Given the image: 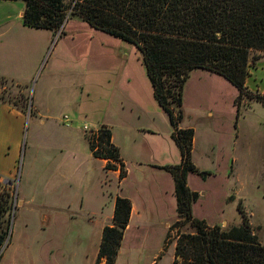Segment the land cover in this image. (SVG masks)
Instances as JSON below:
<instances>
[{"label":"rangeland","instance_id":"obj_1","mask_svg":"<svg viewBox=\"0 0 264 264\" xmlns=\"http://www.w3.org/2000/svg\"><path fill=\"white\" fill-rule=\"evenodd\" d=\"M1 4L23 24V0ZM26 28L11 52L13 68L29 79L47 40L38 70L27 87L0 80V98L26 104L31 115L17 184L11 188L16 208V185L21 189L29 181L33 198L29 214L36 228L27 237L30 251L24 257L29 255L32 264H97L104 227L113 223L115 199L130 195L140 212L125 230L115 264H173L177 235L192 229L181 224L170 232L178 218V199L174 176L164 166L179 165L182 155L170 118L155 97L143 53L76 16L57 32ZM249 69L248 88L264 94V50H251ZM39 96L49 107L43 126L31 114ZM239 96L240 90L222 75L203 68L189 72L179 126L195 131L192 159L200 172L187 177L190 189L198 193L192 215L211 226L231 227L242 222L241 206L264 244V102L246 97L239 103ZM103 126L111 129L120 149L125 180L105 168L106 160L91 155L88 135ZM48 212L58 217L54 234L38 228ZM14 218L15 213L2 254Z\"/></svg>","mask_w":264,"mask_h":264},{"label":"trees","instance_id":"obj_2","mask_svg":"<svg viewBox=\"0 0 264 264\" xmlns=\"http://www.w3.org/2000/svg\"><path fill=\"white\" fill-rule=\"evenodd\" d=\"M23 1L25 26L57 32L76 16L135 44L143 53L155 97L170 118L173 138L182 155L179 165L164 166L174 176L178 199V218L170 232L181 224L192 229L177 235L173 264H264V244L252 231L249 215L241 206L242 222L236 226H211L193 217L192 206L198 193L190 189L187 177L190 172H200L192 159L195 131L179 126L184 118V87L189 72L195 68L225 77L240 90L239 103L246 97L264 102V94L252 92L247 86L250 52L264 50V0ZM5 101L28 113L26 104L16 99ZM88 139L94 157L106 160L105 168L118 170L123 180L126 165L111 129L103 126ZM13 207L11 188L6 185L0 193V251L12 223ZM131 212V200L117 196L113 223L103 230L97 264L103 260L105 264L116 263Z\"/></svg>","mask_w":264,"mask_h":264},{"label":"crops","instance_id":"obj_3","mask_svg":"<svg viewBox=\"0 0 264 264\" xmlns=\"http://www.w3.org/2000/svg\"><path fill=\"white\" fill-rule=\"evenodd\" d=\"M5 10H7V8H5L3 4H1L0 41H3H1L0 44V78H7L15 82L16 84L28 86L29 82L34 76V73L38 70L37 68L39 63L41 62L44 54L47 51L48 41H45L44 47L43 45L42 47H40L41 52L38 57V63L36 64L34 71H31L29 79H22L23 76L16 72V69L13 68V57L11 56V52H15L17 50L18 44H20V42L24 38V35L28 32V30H26L28 28H26V26H24L23 24L16 23L13 20L11 14H6ZM23 10H21V13L19 15L21 16V19ZM39 34L44 35L43 33ZM6 62L7 66L5 67L3 66V64H6ZM53 72H55L54 68L48 72V76L45 78L42 86L46 84L48 77L51 76V73ZM33 109L34 110L32 115H34L35 119L37 120V125L43 126L47 124L46 116L49 113V107H47V104L43 100V97L39 96L37 99L33 100ZM28 120V113H23L21 110H19L9 102L4 101L0 98V193L2 189L6 187V185L9 186V188H13V183L15 181L17 184L16 177L18 175V166L23 153L25 128ZM52 144L55 145V143ZM59 154L61 155V152H59ZM91 155H93L92 151ZM143 165L144 163L138 162V166ZM114 172L119 175L118 170ZM49 180L52 181V178ZM28 190L29 181H26L24 185H21V189L20 186L18 187L16 185V197H18V206L17 208H15L16 212L12 226L10 242L4 250L0 264H32L29 255L24 257V253L30 251L27 237L30 231L36 228L35 226H33V221L31 215L29 214V212L33 210V198L29 197ZM128 196L132 202V212L130 218L131 220L137 212H140V210L136 205L133 197L130 195ZM44 206L45 205H42V207ZM61 209L66 210L67 208L61 207ZM50 210H53V208L51 207ZM71 212L72 216H70V218L75 219V212ZM138 214L141 215L142 213ZM54 219L55 218L52 212L43 214L41 221H39V230L54 234L56 228L55 225L53 226V224L54 221L58 219V217L55 220Z\"/></svg>","mask_w":264,"mask_h":264},{"label":"water","instance_id":"obj_4","mask_svg":"<svg viewBox=\"0 0 264 264\" xmlns=\"http://www.w3.org/2000/svg\"><path fill=\"white\" fill-rule=\"evenodd\" d=\"M29 117H30V112H28V119H29ZM15 208H16V207H14L13 214L15 213ZM4 247H5V246H4Z\"/></svg>","mask_w":264,"mask_h":264},{"label":"built area","instance_id":"obj_5","mask_svg":"<svg viewBox=\"0 0 264 264\" xmlns=\"http://www.w3.org/2000/svg\"><path fill=\"white\" fill-rule=\"evenodd\" d=\"M67 118V117H66ZM5 248V247H4ZM3 249V248H2ZM2 249H1V251H0V254H2Z\"/></svg>","mask_w":264,"mask_h":264}]
</instances>
